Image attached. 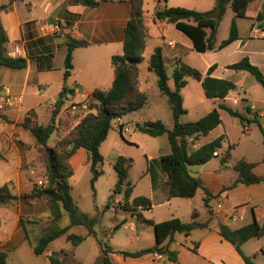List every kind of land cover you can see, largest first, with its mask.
<instances>
[{"label":"crops","instance_id":"obj_1","mask_svg":"<svg viewBox=\"0 0 264 264\" xmlns=\"http://www.w3.org/2000/svg\"><path fill=\"white\" fill-rule=\"evenodd\" d=\"M97 1L98 6L90 7L81 4L80 0H0V5L11 3L10 8L0 11V20L8 36L5 52L7 54L16 46H20L23 53L18 57L27 60L24 69L2 67L0 70V94L10 93L23 97L20 109L0 114V187L7 184L14 195L20 196L30 192L39 180L45 179V164L41 153L35 147L33 135L21 125L24 119L31 117L42 122L43 117L51 121L52 112L59 103L64 88L68 89L67 95L76 101L89 97L95 102V90H109L112 87L115 77L112 57L123 53L125 28L131 14V0ZM162 1L164 0L160 2ZM180 2L167 0L164 1V6L159 3L158 7L184 6ZM215 3L216 1L210 9L198 7L199 3L185 7L206 12L211 10ZM155 11L150 21L144 17L148 44L143 55L147 60L156 47H161L169 75L176 67H187L198 71L203 79L209 69L215 66L211 74L213 77L230 80L237 86L224 100L207 98L209 111L205 115L220 103H224L238 111L245 119L220 109L222 123L208 134H213L208 141H202L208 135L201 136L195 145L199 147L223 135L225 139L222 147L218 149L219 155L203 165H198L201 168L196 174L191 170L194 176L202 180L212 198L217 197L219 202L222 200L230 207L224 210L221 205L214 206L211 203L212 198L206 206L207 195L202 188L198 189L193 197L176 200L179 197L170 195L166 173L160 166H153L151 162L144 174V187L138 190L132 183L134 190L129 199V202H132L140 196L149 198L152 216L146 217L143 214V210H146L144 207L138 209L144 220L159 223L180 218L184 222H191L195 212L196 221L208 222L209 225L187 234L176 233L171 240L165 242V247L174 253L176 261L171 260L167 254L163 259H158L156 253L139 258L126 257L120 253L134 252L155 245L154 227L146 223L153 229V232L144 231L149 240L148 247L133 250V243L130 247L109 245L113 249L109 253L110 264H247L236 245L221 234V226L238 230L257 220L264 234V181L233 186L238 180L234 166L240 160L256 164L255 174L264 178V87L249 72L235 70L230 66L247 57L264 75V0H251L246 17L236 18L239 34L236 41L223 49L206 52L197 51L191 39L180 30H175L177 37L167 39L169 23L155 20ZM234 18L235 13L231 5H228L218 27V44L228 38ZM57 23L61 25V30L51 31L50 26ZM71 39L86 41L88 45L73 51V68L69 69V75L66 76V56ZM170 42H173V45L169 44ZM149 47L151 54L146 55ZM147 72H150L148 63ZM186 79L188 83L182 90L185 108L184 93L190 85V79L202 87L201 80L192 76H187ZM171 81L173 80H170V86L173 88L174 83L172 86ZM65 106L63 105L64 109L59 115L64 113ZM245 123L249 124L248 131H244ZM80 150L86 152L84 148L78 149ZM169 153L171 146L170 151L160 154L159 158ZM227 153L229 155L224 162L223 158ZM164 207L170 212H160L157 217L156 209ZM231 210V219L234 216L241 217L234 221L240 223L238 227H233L225 221ZM45 213L50 215L48 204L39 198L29 204L17 200L0 205V247L7 251L10 264H26L10 262L12 254L18 253L24 247H29L34 253L31 242L35 243L39 236L40 220ZM129 214L134 215L131 212ZM22 217L31 220L26 223L29 239L20 223ZM32 233L36 235L34 241L31 239ZM140 236L141 233L138 234V237ZM242 251L248 256L243 249Z\"/></svg>","mask_w":264,"mask_h":264},{"label":"trees","instance_id":"obj_2","mask_svg":"<svg viewBox=\"0 0 264 264\" xmlns=\"http://www.w3.org/2000/svg\"><path fill=\"white\" fill-rule=\"evenodd\" d=\"M165 2L167 0H164ZM251 0H216L215 6L206 12L186 7H168L159 8L155 11V20L166 21L174 24L175 27L187 35L194 48L199 52L220 50L228 46L239 38L236 18L246 17L247 7ZM81 4L90 7L99 5L97 0H80ZM228 5H231L235 18L230 27L228 38L218 44L217 31L221 20L223 19ZM11 3L0 5V11L10 8ZM143 0H131V14L125 28V40L123 44V53L112 57L114 67V81L109 90L97 89L93 92L95 102L92 104V110L89 112H78L75 118L74 128L55 144L50 143L52 135L57 133L64 122L67 113L59 115L63 109V96H67L68 89L64 88L61 93L60 101L55 106L51 121L43 124L37 119L26 117L22 126L31 132L35 139V147L41 153L45 164V179L43 185L33 186L28 193L20 196L14 195L6 184L0 187V205L20 200L25 203H31L34 199L45 200L48 204L50 217L53 224L46 227L38 236L35 243L31 242L33 251L37 256H45L50 264H66L58 253L48 254L49 246L56 239L64 237L74 246L82 244L89 236H96L95 225L98 222L96 217L82 211L72 195V185L70 178L74 175V169L71 164V158L80 148L87 152L90 168L93 173L91 185L95 188V183L102 175L101 165L104 157L101 153V145L108 138L111 130L114 129L113 121L116 117H124L130 113L141 110L147 105L149 99L147 94L138 89L137 83L140 76V64L145 61L144 52L148 44V35L144 24ZM8 36L0 20V70L2 67L12 69H24L27 66V60L22 57H8L6 55V43ZM88 42L83 40L71 39L68 43V52L66 56V76L69 75V69L73 68V51L82 46H87ZM212 66L207 75L202 79L201 74L187 67H176L171 75L168 73V67L165 63L162 48L156 47L148 58V69L157 76V85L161 93L168 97L173 116V127L168 129L161 120L145 121L143 124H137L138 129L152 137L163 135L168 136L171 146V153L163 155L159 159L161 170L168 177L170 195L176 197H193L198 189L202 188L206 192L205 205L212 198L211 192L204 187L202 180L194 176L191 167L203 165L214 158V152L222 147L225 136H220L210 142L196 147V141L201 136L208 135L221 123L220 109L226 110L230 115L244 120V116L238 111L220 103L207 115L197 121L181 122V117L188 113L184 107L182 95L183 88L188 81L187 76H192L202 81V88L208 99L224 100L231 91L237 88L236 84L230 80L218 79L213 77ZM235 70H244L252 74L256 80L264 87V75L261 70L252 64L249 58L245 57L239 62L230 66ZM173 80V88L170 86V80ZM123 127V126H122ZM124 127L120 130L123 136ZM193 139V141H190ZM228 153L223 158L225 162ZM256 164L240 160L234 166L238 173V180L233 186L239 183L251 185L264 181L263 177L257 176L254 172ZM118 180L113 188L111 199L116 194H124V201L120 207L128 212L137 215L139 220L145 221L154 227L156 243L154 246L129 252L122 251L124 256L139 258L151 253L167 254L169 258L176 261V257L167 247L165 242L171 240L176 233H190L191 231L208 227L209 223L196 221V213L192 214L191 222H184L180 218H172L159 223L152 220H144L142 214L138 212L139 207L149 209L151 202L149 198L140 196L132 202L129 199L133 193L134 187L129 179L132 167V159L119 156L114 165ZM232 186V187H233ZM109 209V206H107ZM67 215L70 224L62 227L60 221ZM27 218H21V226L26 231L29 239V231L26 223ZM85 228L86 233L76 231L78 228ZM221 234L234 245L244 257L247 264H254L252 259L246 256L241 245L253 237H260L263 229L259 226L257 220L247 227L238 230H231L227 226H221ZM101 246L103 264H110L109 253L113 249L106 243L99 241ZM0 264H10L7 251L0 247Z\"/></svg>","mask_w":264,"mask_h":264},{"label":"rangeland","instance_id":"obj_3","mask_svg":"<svg viewBox=\"0 0 264 264\" xmlns=\"http://www.w3.org/2000/svg\"><path fill=\"white\" fill-rule=\"evenodd\" d=\"M156 2V0H143L144 17L145 20L150 21L153 17L155 9H159L158 4L164 6V1ZM185 7L195 5L199 3L198 7L203 9H210L216 0H180ZM143 17V19H144ZM166 31L167 39L177 37L175 30H178L173 24H168ZM173 28V29H172ZM187 36V35H186ZM188 37V36H187ZM189 38V37H188ZM151 54V47L146 51V55ZM150 57V56H149ZM148 60L140 64V76L137 83L138 89H142L149 99L147 105L141 110L130 113L124 116L123 120L126 125H129L125 129L124 135L113 129L111 130L108 138L101 145V153L104 157V161L101 165L102 175L98 178L93 189L91 185V178L93 173L88 161V155L84 150L78 151L72 157V165L74 169V175L70 178V183L73 187L72 195L77 201L82 211L90 214L92 217H96L98 222L95 225L96 236L88 237L79 246H74L68 242L64 237L56 239L49 246V252L58 253L59 257L66 264H103V258L101 253V246L99 241L108 245L115 246H129L134 244L133 250L142 249L148 247V238L145 236L144 231L153 232V229L141 222L137 215H130L129 212L123 210L120 207V203L124 201V194H116L113 199V188L115 187L118 175L114 167L115 162L119 156H124L132 159V167L130 170V180L137 187L141 189L146 182L144 174L149 163L152 162L153 166H160L159 155L168 153L170 151V144L167 135L152 137L148 134L141 132L137 124H143L145 121L161 120L169 128L173 126V116L168 97L163 95L157 85V76L154 72H147ZM170 70V68H169ZM173 86V81H171ZM184 98L186 101V108L189 110V114L184 115L181 119L182 122L197 121L199 117L205 115L209 111L207 108L209 101L205 96L202 87H199L196 81L190 79V85L185 89ZM66 108V107H65ZM64 109V108H63ZM67 117H64L66 126L62 125L57 133L52 135L50 143L55 144L57 140L65 137L69 131L75 126V118L78 114H74L69 111ZM41 123L47 124L46 118H41ZM213 135V134H212ZM212 135H208L203 138V142L208 141ZM156 159V160H154ZM201 166H193L191 170L196 174L197 170H200ZM184 197H179L176 200H185ZM185 202V201H184ZM175 202H173L174 205ZM212 205L222 206L227 209L228 203L218 200L217 197L212 198ZM109 206V209L107 208ZM183 210V207H182ZM181 210V211H182ZM160 212L169 213L167 207L158 208L155 211V215L159 216ZM230 216L225 217V221L233 227H238L240 223H236L231 219L233 210L230 211ZM143 214L146 217H151V210H143ZM168 215V214H167ZM48 213L44 214V217L40 220V232L46 227L53 224L52 218L48 216ZM250 217V212L248 214ZM124 223L128 225L129 229L124 230L118 228L110 233L109 227L111 225H120ZM70 224V220L67 215L60 221V226L65 227ZM76 231L85 233V228H78ZM141 233L142 236L138 237ZM36 235L31 234V239L34 241ZM242 249L252 259L254 264H264V234L260 237H253L252 239L244 242L241 245ZM48 252V253H49ZM10 262H25L26 264H48L47 257H41L35 255L29 247L22 248L18 253L12 254Z\"/></svg>","mask_w":264,"mask_h":264},{"label":"built area","instance_id":"obj_4","mask_svg":"<svg viewBox=\"0 0 264 264\" xmlns=\"http://www.w3.org/2000/svg\"><path fill=\"white\" fill-rule=\"evenodd\" d=\"M51 31L57 32L61 30V25L60 24H52L50 26ZM169 44L173 45V42H170ZM23 53V49L20 46H16L12 51H9L6 55L8 57H13L16 58L19 55H21ZM64 105H66L65 107V111H69L72 113H78V112H89L92 110V104L94 103L89 97L82 100V101H76L74 100L73 97H71L70 95H67L64 99ZM23 104V97L21 95H15V94H10V93H6V94H0V114L9 110H17L20 109L22 107ZM113 125L114 128H116L117 130H121L124 127V130L126 128H128L129 125H126V123L123 121L122 117H116L113 121ZM123 126V127H122ZM249 130V124L245 123L244 124V131H248ZM219 152L218 150L214 152V156H218ZM44 181L43 180H39L38 181V185H43ZM238 218L241 217H236L234 216L232 218L233 221H237ZM123 228L125 230L129 229L128 225L121 223L120 225H111L109 227L110 233H112L113 231L117 230L118 228ZM166 255L165 254H161V253H156V257L158 259H163Z\"/></svg>","mask_w":264,"mask_h":264}]
</instances>
